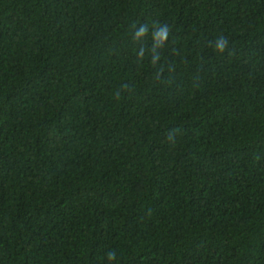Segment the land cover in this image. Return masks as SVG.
Wrapping results in <instances>:
<instances>
[{
  "label": "trees",
  "instance_id": "16d2710c",
  "mask_svg": "<svg viewBox=\"0 0 264 264\" xmlns=\"http://www.w3.org/2000/svg\"><path fill=\"white\" fill-rule=\"evenodd\" d=\"M0 264H264V0H0Z\"/></svg>",
  "mask_w": 264,
  "mask_h": 264
},
{
  "label": "clouds",
  "instance_id": "9594fccd",
  "mask_svg": "<svg viewBox=\"0 0 264 264\" xmlns=\"http://www.w3.org/2000/svg\"><path fill=\"white\" fill-rule=\"evenodd\" d=\"M219 48L221 49V50H223V48H224V41L223 40H221L220 42H219ZM110 256H111V254H110Z\"/></svg>",
  "mask_w": 264,
  "mask_h": 264
}]
</instances>
